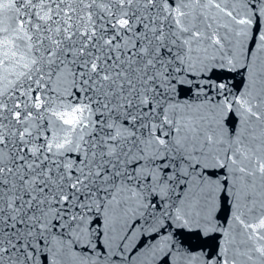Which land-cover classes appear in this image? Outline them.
Listing matches in <instances>:
<instances>
[{
  "label": "snow or ice",
  "instance_id": "1",
  "mask_svg": "<svg viewBox=\"0 0 264 264\" xmlns=\"http://www.w3.org/2000/svg\"><path fill=\"white\" fill-rule=\"evenodd\" d=\"M0 264H264V0H0Z\"/></svg>",
  "mask_w": 264,
  "mask_h": 264
},
{
  "label": "water",
  "instance_id": "2",
  "mask_svg": "<svg viewBox=\"0 0 264 264\" xmlns=\"http://www.w3.org/2000/svg\"><path fill=\"white\" fill-rule=\"evenodd\" d=\"M217 76L220 77H227L226 83L231 85L233 90L243 87V74L241 72H217ZM220 216L223 219L226 218L227 213L222 211ZM175 231V229H173ZM177 239H183L186 241L188 245L193 246L194 248L204 247L208 252H211L212 249L215 247L216 243L218 242V237H210L206 241H199L195 237L190 236V234L185 233L183 236H177Z\"/></svg>",
  "mask_w": 264,
  "mask_h": 264
}]
</instances>
